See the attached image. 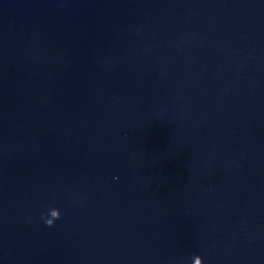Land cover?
I'll return each mask as SVG.
<instances>
[{
  "label": "water",
  "instance_id": "obj_1",
  "mask_svg": "<svg viewBox=\"0 0 264 264\" xmlns=\"http://www.w3.org/2000/svg\"><path fill=\"white\" fill-rule=\"evenodd\" d=\"M197 255L264 264V0H0V264Z\"/></svg>",
  "mask_w": 264,
  "mask_h": 264
},
{
  "label": "clouds",
  "instance_id": "obj_2",
  "mask_svg": "<svg viewBox=\"0 0 264 264\" xmlns=\"http://www.w3.org/2000/svg\"><path fill=\"white\" fill-rule=\"evenodd\" d=\"M45 222L49 225L55 222V218H50L48 216L45 217ZM197 264H206L203 255H197Z\"/></svg>",
  "mask_w": 264,
  "mask_h": 264
}]
</instances>
